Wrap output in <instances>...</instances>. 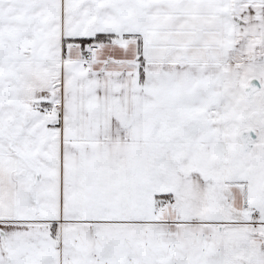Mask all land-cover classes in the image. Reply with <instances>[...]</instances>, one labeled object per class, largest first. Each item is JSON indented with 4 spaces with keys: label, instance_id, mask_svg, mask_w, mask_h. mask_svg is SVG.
Listing matches in <instances>:
<instances>
[{
    "label": "snow or ice",
    "instance_id": "obj_1",
    "mask_svg": "<svg viewBox=\"0 0 264 264\" xmlns=\"http://www.w3.org/2000/svg\"><path fill=\"white\" fill-rule=\"evenodd\" d=\"M0 264H264V0H0Z\"/></svg>",
    "mask_w": 264,
    "mask_h": 264
}]
</instances>
